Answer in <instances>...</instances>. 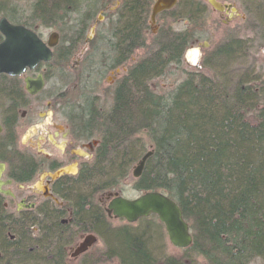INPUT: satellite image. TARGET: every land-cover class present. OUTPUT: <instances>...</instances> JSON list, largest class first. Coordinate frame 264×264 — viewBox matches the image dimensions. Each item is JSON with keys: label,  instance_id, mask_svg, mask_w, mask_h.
<instances>
[{"label": "trees", "instance_id": "16d2710c", "mask_svg": "<svg viewBox=\"0 0 264 264\" xmlns=\"http://www.w3.org/2000/svg\"><path fill=\"white\" fill-rule=\"evenodd\" d=\"M183 40L178 36L172 45L153 49L131 65L113 84L109 107L98 97L101 80L87 85L80 74L72 89L77 96L64 101L82 138L100 140L95 161L83 167L80 179L99 192L115 190L152 150L133 188L161 191L177 202L193 234L184 251L197 258L186 253L163 257L156 247L155 215L143 228L114 230L99 205L91 209L82 204V220L95 223L106 255L119 257L121 264H264V78L250 69L230 78V66L243 56L235 53L237 45L226 44L204 58L211 75L188 73L159 94L150 84L173 63H181ZM126 63L98 66L104 77ZM9 244L7 236H0V264H28L34 255L26 247L29 241L17 250Z\"/></svg>", "mask_w": 264, "mask_h": 264}, {"label": "flooded vegetation", "instance_id": "af4514ba", "mask_svg": "<svg viewBox=\"0 0 264 264\" xmlns=\"http://www.w3.org/2000/svg\"><path fill=\"white\" fill-rule=\"evenodd\" d=\"M157 1L0 0V44L6 39L3 27H13L36 36L52 51L51 61H41L34 69L26 67L20 75L0 73V236H7L14 250L29 241L26 247L34 255L28 264L36 259L40 264H96L98 257L94 248L98 239L84 252L76 251L88 235L98 236L95 223L82 220V204L97 209L99 191L80 177L83 167L95 161L100 140L83 139L81 130L72 125L74 120L65 109L67 95L60 86L45 91L51 62L62 61L61 70L66 69L64 61H75L70 69L82 75L93 66L89 61L125 60L126 64L109 71L118 73L122 68L125 73L146 57L147 46L149 51L170 46L178 36L184 38L181 59L201 40L203 59L226 44L237 45L235 53L241 59L252 58V30L256 14L264 13V0H216L223 11L214 9L209 0H173L153 19ZM210 15L218 16L217 22L229 31L216 46L207 41L214 25ZM177 21L185 29L175 30ZM129 61L134 63L127 65ZM38 75L45 86L30 94L26 78ZM62 168L68 171L51 177ZM114 193L121 195L105 190L99 199L109 219L113 218L106 208Z\"/></svg>", "mask_w": 264, "mask_h": 264}, {"label": "rangeland", "instance_id": "374dc122", "mask_svg": "<svg viewBox=\"0 0 264 264\" xmlns=\"http://www.w3.org/2000/svg\"><path fill=\"white\" fill-rule=\"evenodd\" d=\"M177 11L178 10H175L174 12L176 13ZM210 16H211L210 17L211 22L215 26L214 25L211 26L212 34H210V38L207 41H210L212 43L211 46L212 45L216 46L219 42L224 40L223 35L225 33V30H226V34L229 31L228 28L225 29L223 26H221L222 23L221 21L217 22L219 20L218 16L216 15H210ZM254 18L255 17H253V19ZM255 22L256 25L252 30L253 31L252 36L255 39L252 58L240 59L236 64L231 65L229 70H233L232 71L233 75H231L230 78L233 79H236L238 77L240 78L243 74H245L244 71L246 69H251V68H253L252 69L253 73L256 72V74L258 73V75L261 74V76H263L264 78V13L259 12L258 14H256ZM185 27L186 25L181 21H177V23L173 25V28L175 30H183L185 29ZM213 27H215V29ZM203 42L204 40H201L199 43L193 44L190 50L188 51V54L182 57L180 64L173 63L167 69L164 76L152 80L150 84L151 88L159 94H164L172 90L180 81H182L186 77L188 73L201 70L202 72L211 75L212 72L203 65L204 59L200 51V47L203 46ZM147 47H146V53H148V51L150 50V47L148 48ZM191 51L194 52V55L189 56V53ZM197 51H200V53L198 52L195 54V52ZM94 63L95 65L92 62L93 65L92 68H94V70L90 68L88 71H84V73H82L81 75L82 83H86L87 85H94L97 82V80H101L100 88L98 89V97L100 98L99 99L100 103L107 108L111 104L113 84L116 83L117 79L124 73V71L121 68L120 72L118 73L109 72L103 77L101 75L103 73V68L98 66V64H100L101 62L94 61ZM133 63H134L133 61H129L127 65H131ZM72 64H75V61H70V66L67 67L66 69L62 68L61 70H59L58 63L56 61L51 62L50 77L45 88L46 92L53 91L54 87L60 86L61 87L60 90L62 92L63 91L66 92L67 96L69 97L77 96V94L73 92L72 89H74L73 88L74 83L76 84L79 83L78 81L79 79L76 78V75L74 74L72 69H70ZM32 145L36 147L38 146V143L32 142ZM135 165L136 164H134V166ZM134 166L131 169L130 176L121 183L120 187L114 190L115 192H119L122 196L129 199L136 198L142 193L133 188V182L135 181V178L133 177L132 171ZM101 192H98L97 204L105 212L104 206L99 202V199L101 197ZM147 218L140 219L136 223L131 224L123 219H109L107 217V223L108 226H110L114 230L121 229L123 227H128L129 229L137 230L145 227L146 224L150 222V220ZM153 224L157 229V234H159V240L158 238H156L157 239L156 247L160 249V252L163 255V257L165 256V257L179 258L186 253L188 256H191V259L197 258L195 257V253L191 251L185 252L184 250L186 249H178L171 245L165 227L159 221L158 218L155 220V223ZM94 248L96 251V255L98 254L96 264H121L119 257L106 255L107 250L104 245L103 238H99ZM197 260L201 261L202 259L198 258ZM251 264H260V263L257 261Z\"/></svg>", "mask_w": 264, "mask_h": 264}, {"label": "water", "instance_id": "95a60500", "mask_svg": "<svg viewBox=\"0 0 264 264\" xmlns=\"http://www.w3.org/2000/svg\"><path fill=\"white\" fill-rule=\"evenodd\" d=\"M169 2L173 4V0L157 1L153 8V19L159 11L167 7V5H171L168 4ZM209 3L218 11L224 10L223 6L216 0H209ZM3 31L6 34V39L0 44V73L12 76L20 75L26 67L34 69L41 61H51V49L36 36L26 33L23 29L13 27H3ZM49 45L50 47L54 45L52 39ZM44 86L45 81L41 75L36 78H26V88L30 94L40 92ZM152 153L153 151L149 150L139 160L133 170L135 178L141 176L145 164ZM67 171L66 168L59 169L51 174V177L57 178ZM106 212L110 217L124 219L128 223H135L141 218L156 215L165 226L172 246L178 249H185L193 242L190 226L183 216L182 209L174 199L161 191H148L134 199H128L115 193L107 205ZM96 241V236L88 235L79 245L76 253L84 252Z\"/></svg>", "mask_w": 264, "mask_h": 264}, {"label": "bare ground", "instance_id": "6f19581e", "mask_svg": "<svg viewBox=\"0 0 264 264\" xmlns=\"http://www.w3.org/2000/svg\"><path fill=\"white\" fill-rule=\"evenodd\" d=\"M196 53H198V51L195 52V54H196ZM191 55H194V52H193V54H191ZM137 164H138V163H137ZM137 164H136V165H137ZM136 165L134 166V168L136 167ZM134 168H133V170H134ZM132 174H133V171H132ZM133 177H134V176H133ZM134 178H135V177H134ZM135 179H138V178H135ZM141 219H143V218H141ZM139 220H140V219H139ZM139 220H138V221H139ZM126 222H127V221H126ZM135 223H136V222H135ZM131 224H132V223H131ZM164 227H165V226H164ZM165 230H166V229H165ZM190 230H191V228H190ZM191 234H192V232H191ZM192 237H193V234H192ZM192 243H193V242H192ZM191 245H192V244H191ZM191 245H190V246H191ZM190 246H189V247H190ZM189 247H188V248H189ZM185 249H187V248H185Z\"/></svg>", "mask_w": 264, "mask_h": 264}]
</instances>
